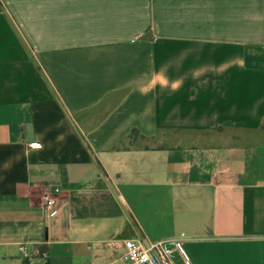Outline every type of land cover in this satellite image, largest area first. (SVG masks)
Instances as JSON below:
<instances>
[{
    "label": "crops",
    "instance_id": "crops-1",
    "mask_svg": "<svg viewBox=\"0 0 264 264\" xmlns=\"http://www.w3.org/2000/svg\"><path fill=\"white\" fill-rule=\"evenodd\" d=\"M255 51L264 0H0V264H264Z\"/></svg>",
    "mask_w": 264,
    "mask_h": 264
},
{
    "label": "built area",
    "instance_id": "built-area-1",
    "mask_svg": "<svg viewBox=\"0 0 264 264\" xmlns=\"http://www.w3.org/2000/svg\"><path fill=\"white\" fill-rule=\"evenodd\" d=\"M59 193L58 188L46 190L42 197L46 211L56 208L59 203L57 199ZM123 262L124 264H176L170 259L163 243L145 245L133 239L125 240Z\"/></svg>",
    "mask_w": 264,
    "mask_h": 264
},
{
    "label": "rangeland",
    "instance_id": "rangeland-1",
    "mask_svg": "<svg viewBox=\"0 0 264 264\" xmlns=\"http://www.w3.org/2000/svg\"><path fill=\"white\" fill-rule=\"evenodd\" d=\"M250 60L252 61L253 64H258V62L261 65H264V52L261 51L259 54L257 53V51L250 53ZM165 139H161V141H148V140H144L142 138L139 137L138 134L133 135V141L131 142L130 146H134V147H148V146H159V145H164V146H171L176 139L180 138V136H177L175 134H168L166 135V137H164Z\"/></svg>",
    "mask_w": 264,
    "mask_h": 264
},
{
    "label": "trees",
    "instance_id": "trees-1",
    "mask_svg": "<svg viewBox=\"0 0 264 264\" xmlns=\"http://www.w3.org/2000/svg\"><path fill=\"white\" fill-rule=\"evenodd\" d=\"M135 134H138V132L137 131H133V135H135Z\"/></svg>",
    "mask_w": 264,
    "mask_h": 264
}]
</instances>
